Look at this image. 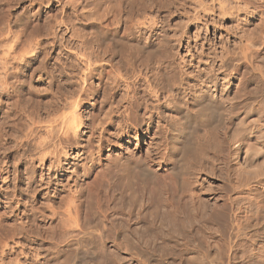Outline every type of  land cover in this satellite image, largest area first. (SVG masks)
I'll use <instances>...</instances> for the list:
<instances>
[{
  "label": "rangeland",
  "instance_id": "374dc122",
  "mask_svg": "<svg viewBox=\"0 0 264 264\" xmlns=\"http://www.w3.org/2000/svg\"><path fill=\"white\" fill-rule=\"evenodd\" d=\"M113 4L116 5L114 14L117 15L109 10L108 6L112 5L110 7L113 9ZM84 5L87 6V14L81 15ZM92 14L93 17L95 14L96 16L106 14L102 23L110 24L107 37L101 36L99 31L95 33L100 25L93 21ZM115 27H117L116 31ZM252 43L257 46L251 47L248 60L255 64L247 68V77H242V74L228 75L225 78L222 76L219 86L224 85L225 89L231 90L232 94L240 91H262L264 100V76L261 75V71H264V0H0V78H3L4 83L0 85V264H14L15 262L12 261L15 260L21 264L30 262L32 264H70L72 255L65 251L67 246H64L66 240L69 239L61 243L53 237L54 231L59 229L56 223H59V219L65 216L59 213L60 218L58 215L52 217L51 208L61 211L63 204L71 203L70 201L74 199L72 194L75 188H81L83 192H87L93 187V190L97 187L103 189L110 183L114 185L118 197L120 196V204H126V206L135 204L141 197L146 183L142 181L136 169L131 170L130 167L122 166L118 161L129 154L144 156L149 151L155 152L156 148L162 153L165 145L170 141L168 123L172 120L173 111L166 109V115L160 123L155 116L151 131L147 130L144 122H141L139 127L132 128L128 134L111 137L112 142L102 150L101 162L97 165V170L101 169L102 165L106 168L107 183L103 181L101 186L94 181V174L88 178L82 175L83 166L81 164L85 161L75 158L79 148L78 150L77 148L70 149L64 142L62 144L66 147L63 146L64 149L61 147L60 151H68L71 157L63 158V168L57 172L42 169L36 157L39 153V142L48 136L50 119H56L58 122L60 116L71 110L70 104L73 103L74 98L81 96V106L79 105L76 110L82 114V119L86 120L102 107L103 103L95 102V100H100L99 96L104 87L115 93L125 91L124 77L127 75L125 72L128 70L129 75L134 74L129 70V63L126 62L128 54H132L136 59L137 68H140L141 60L149 61L153 65L161 58H165V55H171V60L176 65L190 71L193 77L200 72L201 65V68H204V63L207 61L213 59L219 61L222 58L243 60L239 52L246 50L245 48ZM119 44L123 47L121 54L116 50L111 56L114 59L113 62L121 67L123 74H126L124 77H116V74L111 72L108 79L107 75L101 76L102 68H98L93 72L94 75L89 74V77L84 78L86 63L76 52L79 45H103L115 48ZM155 45H158L156 47L158 51L160 50L159 52ZM139 47L142 50H139ZM3 57L4 60L7 59L12 68L8 71L10 75L6 77L5 74V78L3 76L5 71L3 67L1 68ZM107 62L106 60V63H103L107 65ZM137 63H139L138 66ZM185 64H191V69ZM106 70H109L108 66ZM170 72L173 73V71ZM39 74L45 77V82L36 80ZM145 76L144 73L141 78L137 79V84L135 83L133 91L131 90L132 94L141 98L144 94ZM2 82L0 81V84ZM85 87H92L91 89H94L96 93L93 94L92 91L91 95H86ZM96 94L99 96L96 97ZM125 104L124 102L123 105ZM136 113L143 115L144 109L140 107ZM115 119L118 120L120 117ZM158 123L160 129H157ZM180 126L183 127V125ZM107 129L110 131L113 126H107ZM57 130H59L57 131L58 137L61 135L63 137L62 131L59 128ZM85 130L86 128H82V131ZM201 130L193 137L196 141L192 140L193 143H198L196 146L199 148H191L189 152L188 150L184 152L186 155L182 153L183 155L177 158L178 164L188 171L186 175H192L194 162L204 157L205 151L208 150L206 137L202 135L204 132ZM88 135L83 137L87 139ZM115 162V165L109 166ZM49 163L48 159L46 165L48 166ZM166 163L161 165L162 168L159 170L163 175L169 173L166 170ZM27 167L37 170L38 175L42 171L45 173L46 178L52 182L48 190L44 189L41 192L31 190L25 192L23 196L15 192V186H20L26 181L24 179L22 183H17L16 173L21 171V174L26 176ZM154 167L158 168L159 165L155 164ZM12 172H16L15 175ZM38 175L37 179L40 178ZM207 175H200V182L207 185L221 184L218 178L217 182L212 183L211 174ZM23 186L25 187L24 184L21 187ZM98 188L96 190H99ZM56 191H60L59 195H56ZM44 192L50 193L48 199L43 195ZM18 197L21 203L23 202L21 208L29 209V217L32 220L30 225L27 224L28 222L25 224L30 231L25 234L26 236L23 233L19 235L16 228L13 229V224L15 227L17 223V216L14 210L15 204L11 206L8 203L11 201L8 199ZM136 197L137 200L134 201ZM31 210L34 211L33 215ZM227 213L226 218L230 223L231 211L227 210ZM24 221L27 220L24 219ZM143 221L142 219L137 224L136 222L130 224L125 235L121 236L122 240H119L121 245L117 244V240H107L101 253L97 249H92L87 257L76 264H138L137 258H131L130 252L124 246L132 248L139 241L142 237ZM137 225L140 226L137 227ZM250 233L243 234L236 240H232L233 236L226 237L224 243L214 240L212 249L217 252L221 246H224L223 244L226 245L223 247L226 253H222L224 258L221 257L224 259H222L223 264H264V241L254 239ZM4 243L7 244L5 247ZM167 246L168 249L161 254H149L146 263L190 264L188 253L184 254L185 259L182 260L172 241H169ZM232 246L235 254L228 251ZM24 251L27 254L30 252L31 256H27ZM232 254L234 257H230Z\"/></svg>",
  "mask_w": 264,
  "mask_h": 264
},
{
  "label": "bare ground",
  "instance_id": "6f19581e",
  "mask_svg": "<svg viewBox=\"0 0 264 264\" xmlns=\"http://www.w3.org/2000/svg\"><path fill=\"white\" fill-rule=\"evenodd\" d=\"M110 6H108L109 10L113 14L116 13V5L113 6V9ZM86 7H82L83 13L80 12L81 15H85ZM90 9L92 10V8ZM106 11L104 12L106 13ZM93 14V21L100 25L96 28L95 33L99 31L103 37L108 35V29L110 28L108 25L110 24L106 22L104 25L102 23L106 14L99 16L95 14L96 17H93ZM116 29L117 27H115V31ZM252 46L256 47L257 45L252 43L245 48L246 50L239 52L243 60L222 58L218 61L213 59L204 63V68H201V65L200 72L191 77L190 71L176 65L171 60V55H165V58H161L153 65L149 61L141 60L139 62L140 68H137L135 66L136 59L132 54H128L126 62L129 63V70L134 74L129 75L127 70L126 75L121 71V67L113 62L114 59L111 56L113 53L115 54L116 50L121 54L123 48L121 44L115 48L103 45H79L76 52L86 63V72L88 73H84L85 77L83 74L84 78L89 74L94 75L93 72L96 69L102 68V71L99 70L102 72L101 76L105 77L107 75L108 79L111 72H114L116 77L126 75L124 77L126 90L115 93L101 86L103 88L101 97L96 94V97L99 96L100 100H95V102H102V107L97 113L94 112L91 116L89 115L90 117L86 120L82 119V114L76 110L82 101L81 96L77 97V95L75 96L77 98H74L73 103L70 104L71 110L60 116L58 122H56V119H50L48 136L47 138L43 137L45 139L39 142V153L36 157L43 170H55L57 172L63 168V158L71 157L68 151H60V148H63L65 146L63 144L66 143V146L70 149L77 148L78 150L79 148L75 158L76 160L85 161L81 164L83 166L82 175L88 178L94 174V181L101 186L103 181H106V168L102 165L101 169L97 170V165L101 162L102 150L112 142L111 137L126 135L132 128L139 127L143 122L147 125V130L151 131L155 123V116L160 123L166 115V109L173 111V115L172 120L168 123V139L170 141L165 145L162 153L160 149L156 148L155 152L149 151L144 156L129 154L122 158L123 162L120 163L122 159L118 161L122 166L130 167L131 170L136 169L142 181L147 184H145L139 200H137V197L133 199L134 201L137 200L135 204L130 206L120 204V196L118 197L114 185L110 183L103 189L97 187L99 190H96L97 188L93 190V187L92 190L87 192H83L84 190H81L80 185V189L75 188L72 194L74 199L71 196L73 201L65 203L66 206L63 204L64 207L61 211L51 208L52 217L57 216L59 213H63L65 216V218H62L63 216L60 218L61 215H58L60 221L56 224L59 229H56L53 233L54 236H52L61 243L69 239L63 245L67 246L65 251L72 255L70 264H76L79 260L87 257L92 249H97L101 253L107 240H117V244L121 245L119 240H122L121 236L125 235L130 224H135V222L137 224L142 219L144 220L142 237L132 248L124 246L130 252L131 258H137L138 264L146 263L149 254H161L165 249L167 250L169 241L174 243L175 249L182 260L185 259L184 254L188 253L189 258H187L190 260V264H216V262L217 264H223L224 257L222 253H226L225 248H223L226 245L223 244V247L219 245L221 249L219 248L216 252L212 249L214 240L224 243L226 237L233 236L235 239H230L236 240L239 237L241 238L243 234L247 235L251 232L250 234L254 239H263L264 241V100L261 94L262 91H240L232 94L231 90L225 89L224 85L219 86L222 76L225 78L228 75L242 74V77H247V68L253 67L255 64L248 60ZM138 49L142 50L140 47ZM159 51L157 48V52ZM18 52L21 53V51ZM14 54L16 53L14 52ZM20 55L23 56V54ZM106 60L108 61L107 65L104 64ZM139 63H137V66ZM9 64L7 59L2 61L1 68L3 67L5 71L4 78L5 74L6 77L10 75L8 71L12 68ZM107 66L109 70H106ZM185 66L192 67L191 64H185ZM243 68L246 69L243 70ZM83 69L85 71V68ZM170 71H173V73L171 74ZM261 72L264 73L263 70ZM144 73L146 74L144 77V94L141 98L131 92L135 83L137 84V79L141 78ZM262 73L261 75L264 76ZM102 78L100 79L102 80ZM2 79L0 78L1 82ZM36 80L45 82V77L43 78V75L39 74ZM3 84L2 82L0 85ZM91 88H84L86 95H91L92 91L94 94L95 90ZM124 102L125 105H123ZM140 107L144 109L143 115L136 113ZM119 117L120 119H115ZM159 123L157 129H160ZM180 125H183V127ZM81 126L86 130L82 131ZM107 126H113V129L109 131ZM47 127L49 128L48 125ZM58 128L62 131L63 137L62 135L58 137ZM199 130L204 132L202 135L206 137L204 138L207 141L208 150L205 151L206 154L203 151L205 155L200 153L204 157L198 159L194 164L192 163L194 168L192 175H186L188 171L178 164L177 158L179 155L181 157L182 153L185 154L184 152L187 150V152L192 150L191 148H199L196 146L198 143H193V141H196V139L193 140V137L196 136ZM87 134H89L88 138L85 139L83 136ZM206 141L203 142L206 143ZM48 159L50 163L47 166ZM116 162L109 164V166L115 165ZM165 162H167V169H165L169 173L163 175L159 170ZM155 164H158L159 167L155 168ZM26 171V176H23L21 171L14 172L16 173L17 183H22L26 179L23 183L25 187H21L23 184L15 186V192L23 196L26 194L25 192L31 190L41 192L44 189H49L52 182L46 178L43 171L40 175L37 174V170L30 167H27ZM14 173L13 175H15ZM202 174H211L212 178L210 180L212 183L217 182L218 178L221 184L207 185L200 182V175ZM37 175L40 176L39 179H37ZM59 192L56 191V195H59ZM49 194V192L43 193L47 199ZM8 200L11 201L8 202L10 205L15 204L14 210H16L17 223L15 227L13 224V229L16 228L19 235L20 233L27 234L29 230L25 224L32 221L29 217V209L21 208L23 202L21 203L19 197L9 198ZM75 200H78V202H75ZM48 206L50 208V205ZM227 210H230L232 215V219H229L230 223L226 218ZM33 213L34 211H32V215ZM24 219L27 221H24ZM139 226L137 225V227ZM135 232H137V229H135ZM4 244L5 247L7 244ZM233 246L228 251L234 253ZM25 253L27 256H31L30 252L29 254ZM234 254L230 257H234ZM16 261L18 260L12 262L21 264Z\"/></svg>",
  "mask_w": 264,
  "mask_h": 264
}]
</instances>
